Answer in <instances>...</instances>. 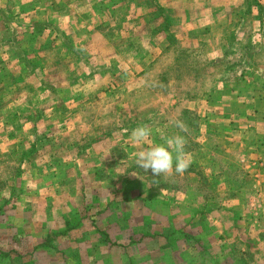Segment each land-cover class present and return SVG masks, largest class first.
<instances>
[{"label":"rangeland","instance_id":"obj_1","mask_svg":"<svg viewBox=\"0 0 264 264\" xmlns=\"http://www.w3.org/2000/svg\"><path fill=\"white\" fill-rule=\"evenodd\" d=\"M237 92L264 97V0H0V264H13L17 254L24 259L16 264H53L26 254L27 244L45 241L36 218L50 192L60 201L75 194L81 175L88 190L109 169L118 177L131 168L140 181L145 171L134 159L92 162L99 137L106 135L100 147L106 139L115 145L106 154L121 159L125 146L139 150L130 140L135 127L157 130L180 115L194 135L197 112L221 111L220 101ZM259 186L256 208L253 189L238 186L247 216L244 251L230 249L241 261L232 264H264ZM143 201L150 212L133 228L135 245L118 247L115 236L101 248L104 264H200L173 260L183 231L162 224L167 218L154 213L160 205Z\"/></svg>","mask_w":264,"mask_h":264},{"label":"crops","instance_id":"obj_2","mask_svg":"<svg viewBox=\"0 0 264 264\" xmlns=\"http://www.w3.org/2000/svg\"><path fill=\"white\" fill-rule=\"evenodd\" d=\"M256 69L250 68V72L258 75ZM219 106L221 111L208 112L204 109L197 112L199 124L194 135L188 132L191 125L188 130L184 127L183 133L187 141L185 151L192 159L190 167L184 173L173 174L172 178L165 177L162 180L159 176L155 180L151 174L144 172L138 181L131 168H125L123 175L118 177L109 169V175H104L102 182L97 177L92 188L89 182L88 190L85 189L86 184L82 182L81 175L80 186L75 194L61 196L60 201L52 198V192L50 196L43 197L44 207L37 215L43 214L44 217L40 220L36 218V223L43 226L35 232L38 234L39 231L38 237H42L44 232L45 241L40 245L39 241L36 245H26L29 258L50 257L53 264H104L108 256L101 255V248L109 249L104 245L106 242L115 243L118 238V247L122 243L135 245L132 243L133 228L138 225L136 222H144L145 215L150 212L144 208L143 200H146L160 205L161 213H154H157L159 221L167 218L160 221L162 224L172 222L174 232L183 231V234L176 237L180 241L175 245L177 249L173 260L201 262L200 264L240 263V258L230 250L237 247L236 249L244 251L241 232L245 227L241 220L245 223L247 212L239 209L238 201H242L245 194L243 191L238 193L241 190L238 186L246 184L253 189L249 202L255 201L252 204L255 208L262 206L259 200L262 194L257 190L261 188L259 184L264 185V97L260 92L246 97H241L237 92L228 102L223 98ZM191 107L189 109H193ZM245 118H248V123L244 122ZM171 119V122L177 119L183 122L180 115ZM218 122L222 124L219 125ZM170 132L182 135V131L174 123H162L157 130L153 129L152 140L162 144ZM105 136L94 141V151L95 147H100L99 142ZM106 141L107 145L102 144L96 150L93 163L101 160L111 166V162L115 160L133 161L131 159H134L135 153L133 149L128 150L127 146L122 148L124 153L129 151L122 156L123 160L112 157V153L106 154L107 150L112 152L113 146L115 147L109 140ZM123 145L126 144L118 143L117 149ZM101 168L100 164L96 172ZM198 172L201 175H197ZM71 179L69 176V181ZM90 179H94V175L88 177L89 181ZM148 183H151L150 187L147 186ZM118 204H124L126 209L118 212ZM171 214L172 221L169 216ZM111 232L114 233L111 235ZM17 259L20 261L24 257L21 254L14 255L13 264L21 263L16 262ZM29 261L34 259L30 258ZM128 262L131 263L132 260L129 259Z\"/></svg>","mask_w":264,"mask_h":264},{"label":"clouds","instance_id":"obj_3","mask_svg":"<svg viewBox=\"0 0 264 264\" xmlns=\"http://www.w3.org/2000/svg\"><path fill=\"white\" fill-rule=\"evenodd\" d=\"M175 127L184 130L181 120H175ZM153 129L147 125L135 127L130 133L131 142L139 147L135 153L136 166L153 177L161 175L182 174L191 165V155L185 151L186 139L176 134L164 139V143H154Z\"/></svg>","mask_w":264,"mask_h":264}]
</instances>
